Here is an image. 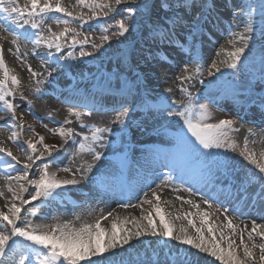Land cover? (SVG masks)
<instances>
[{
    "label": "snow or ice",
    "instance_id": "6c2138e0",
    "mask_svg": "<svg viewBox=\"0 0 264 264\" xmlns=\"http://www.w3.org/2000/svg\"><path fill=\"white\" fill-rule=\"evenodd\" d=\"M77 4L92 12L88 19L97 18V10L108 16L111 12L120 14L122 8L121 18L115 20L117 31L114 35L123 38L120 43H126L125 48L120 51L116 68L111 73L116 79L114 91L119 100L116 102L117 106L112 108L115 116L110 121L112 125L119 126L121 140L129 127L132 112H140L146 118H165V113L167 118H179L182 124L176 130L164 159H159L158 155L154 157L149 150L141 166L147 165L154 172L160 168H168L161 179V184L165 186L173 179L184 183L185 176L193 175L202 180L205 186L211 185L214 190L218 188L215 197L203 194V203L209 207L220 204L227 222L224 227L231 229L235 235L240 226L234 224L227 213L232 212L237 218L242 213L231 206L232 200L264 211V150L257 156L255 151L249 149V142L245 137L239 155L253 167L238 171L228 157H221L218 151H214L222 148L235 150L238 147L237 141L230 135L231 132L238 131L235 128L237 121L219 119L210 122L213 115L211 109L218 107L216 98L209 93L204 97L208 103H199V97H194L185 85L195 78H200L197 82L201 85L206 83L203 79L204 43L219 29L221 33L231 37L228 44L232 50L221 48L216 53V56L223 53L226 59L217 61L213 58L207 67V76L215 78L217 73L223 75L222 67L233 70L235 78L227 84L233 99L246 102L249 108L258 109L264 116V47H261L258 54L253 48L257 34L264 39V0H77ZM54 13L62 14L64 18L57 17L56 23L64 24L65 27L59 32L49 27L45 34L41 31L42 25ZM0 16L6 21L0 28L13 37L11 43L15 48L14 54L24 63L26 60L19 51L21 40L33 45L31 55L40 59L44 71H48L45 65L51 61L59 65L63 72L64 64L53 55V50L61 53V40H67L69 33L73 34L69 47L79 43L80 57L92 55L83 50V45L88 42L87 38L78 41L76 36L79 34L68 27L71 20L84 21L83 15L74 16L61 6V0H26L23 7L18 0H0ZM237 28L240 30L235 31ZM103 31L106 33L107 29ZM101 40L107 43L109 36L102 35ZM40 46L48 49L46 54L36 51ZM92 48L99 50L101 45L93 43ZM71 58L72 53H68L67 59ZM179 64H183V67L176 80L180 85L179 92L187 97L185 102L169 100V96L165 94L153 96L140 88V82L145 79V70L153 72L158 66L175 67ZM27 71L37 85L45 82L38 79L41 72L34 70L30 64H27ZM125 73L127 78L121 79ZM132 84L136 85L135 89L131 87ZM19 85L20 80L6 64L3 47L0 45V112L8 113L7 119L0 115V120L4 121L5 127L20 130H12L8 139L17 144L25 154L22 162L11 149L0 146V165H3L7 192L11 193L10 203L6 205L7 211L0 210V264H82L83 261H87V264H208L206 256L214 257L220 264H264V224L253 219L250 231L247 226L240 229L239 244L223 231L219 232L217 239L213 226L209 224V239L204 234L208 213H199L200 227L190 218L191 213L182 217L175 216V220L187 221V225H177L173 219H166L159 204L160 196L155 190H151L152 199H148V194L145 193L140 204L141 208L144 204L150 205L151 211L142 210L140 218L132 217L131 221L127 218L122 221L114 219L110 230L101 226V220L111 217V212L102 215L94 223H82L79 227L69 221L51 226L35 225L31 220L24 221L22 216L27 211L26 205L50 199L58 194V190L67 186H78L80 181L76 178V173L83 171L86 174L92 169L89 164L87 167L77 168L75 172L68 167L51 171L54 154L59 155L65 145L71 142L76 147V155L87 153L92 156L93 161L101 160L102 154L97 146H108L103 142L102 134L114 129L95 123L85 124L83 117L91 115L94 109L80 112L73 106L68 109V117H75L80 127L87 128L89 134L80 136L79 143H76L78 134L74 128L66 127L73 122L66 117L62 123L57 122L56 128L43 125L48 132L58 135L62 143H45V137L36 133L31 124L25 128L23 112L17 115L20 106L15 102V97L18 94L20 99L26 100V110L31 113L33 109V102L27 100L23 92H19ZM211 87L209 84L208 88ZM108 90H113L111 80ZM171 92V88L165 89V93ZM51 117L50 112L48 118L51 120ZM24 131L32 132V136L23 141L26 148L19 143ZM248 132L254 134L251 128ZM155 151L159 153L160 150ZM38 160L44 161L39 177L29 178V171ZM21 164L22 167H16ZM13 171L16 173L14 176L11 174ZM58 171L71 175L69 178H61ZM83 178L82 176L81 179ZM159 187L160 184L157 185ZM30 188L34 191H29ZM172 190L181 191L179 188ZM188 190L191 191V188ZM25 192L29 193L27 198L24 196ZM221 195L229 201L228 208H224ZM3 196L4 191L0 190V197ZM177 199L192 207H200L190 199L185 200L181 196H177ZM153 200L156 202L153 203ZM153 212L158 218V224L153 218ZM28 214L36 215L35 212ZM168 215L171 217L170 213ZM128 223L132 224L131 228L124 226ZM190 228L195 235L190 233ZM244 232H247V240ZM255 237H259V243L253 242ZM221 242H226L227 246H222ZM256 249L259 251L258 258L254 251Z\"/></svg>",
    "mask_w": 264,
    "mask_h": 264
},
{
    "label": "bare ground",
    "instance_id": "6f19581e",
    "mask_svg": "<svg viewBox=\"0 0 264 264\" xmlns=\"http://www.w3.org/2000/svg\"><path fill=\"white\" fill-rule=\"evenodd\" d=\"M26 0H18V3L21 7L25 5ZM61 6L67 8L69 11L73 13L74 16L76 15H83L84 21H80L78 19L71 20V23H69L68 27L75 29L76 33L82 34L83 37L87 38V40H91V37H89L91 34L95 33L94 25L97 26V22L100 17L103 18H113L114 14L116 12L109 13L108 16H104L102 11L97 10L98 15L95 19H88L92 15V12L87 7H81L77 4V0H61ZM51 16L64 18L62 14H50ZM47 19V18H46ZM45 19V21H46ZM55 19V20H56ZM6 21L4 20L3 16H0V25L4 24ZM54 22H51L50 24L43 23L41 31H43L45 34H47V27L52 25ZM56 23V22H55ZM101 24V22H99ZM106 29L112 34L113 27L109 28L110 26L107 25L106 22ZM64 28L65 25L61 24ZM60 26V25H59ZM227 27V26H225ZM242 28V26H241ZM56 29V30H55ZM60 27H55L53 31L59 32ZM235 31H239L240 28L234 29ZM72 33L68 34V38L72 37ZM112 35H109V41L108 43L115 41V39H112ZM79 36V35H77ZM76 36V37H77ZM89 37V38H88ZM0 45L3 47V55L6 64L8 67L12 70V74L17 75L20 80L19 85V92H23L24 96L27 98V100H31L33 102V109L32 112H28L27 109V103L26 100L20 99L19 94L15 97V102L20 106L19 110L17 112V115L19 116L21 112L24 114V120L26 122L25 128H27L28 124H31L35 132L39 135H42L45 137V143L48 144H61V138L58 135H53L52 133L48 132L47 129L43 127L44 124L48 125V128H56L58 125L50 124L46 121V117H48V114L52 113V118L58 120V122L62 123L64 119L67 117L68 119H71L73 122L70 125H66V127H72L75 129L76 133L78 134L76 137V143L79 142L78 136L79 129H78V123L75 120V117H68V107L65 105V101L71 102L73 99L72 97H76L79 100L86 102L88 101L89 97L92 99H96L98 102L97 109H104L106 106L108 108V111L112 110L113 107H116V99L113 96H104L105 104H102V98L99 97L100 94L104 93V88H100L96 86L95 80L97 79L96 76H99L97 74H92V76H88V78L85 79V82L83 84L81 83H75L72 84V79L75 80V73L73 70L74 68H67L64 66V71L61 72L59 65L49 61L48 64L45 65V67L48 69V71H44V69L41 68V61L36 56L31 55L33 51V45L31 43H25L23 40L19 41V51L20 55L25 58L26 63L22 62L21 60H18L15 53V48L11 43V40L13 37L6 31L3 30V28H0ZM80 41L81 37L79 38ZM92 39L95 44L101 45L100 50H94L92 46H85L86 43L83 45V50L87 52H91L92 55L88 57H80V50H70L69 48H63L65 45V42L68 43V41H65L64 39L61 40L62 49L61 53H56L55 50H53V55L56 56L61 64H64L66 62H76V64H79L78 67L79 70H84L85 66L81 63H91L94 64L95 69L97 68L98 63H100L106 56H110L112 54L113 49L106 46L105 42H103L101 39L96 40ZM231 39V37L227 34H223L218 29L216 34L211 37V41H205L204 43V57H205V75L203 79L205 80V84L201 85L197 81L200 78H195L193 81H189L186 83L185 86L188 87L189 92L193 94L194 97H199V103H208V100L204 97L208 95L209 93L211 96L216 98V103L218 107H214L211 109L212 111V120L210 122H216L219 119H234L237 121L235 124V128L238 129L236 132H231L230 135L233 139H235L238 143V147L235 150L229 149V148H222L218 151L221 155V157H228L230 162L234 165V167L238 171L250 169L253 166L249 165L247 161L243 159L239 155L240 151L243 149L244 145V139L247 137L248 139V147L250 150H253L256 152L257 156H259L260 151L264 150V118L261 115L260 111L255 108H249L246 102L244 101H235L231 95V93L228 92L227 88H222L221 86H215L213 85L212 81L215 79L213 77L207 76V67L209 64H211V58H215L217 61L226 59V57L221 53L220 56H216V53H210L209 48L214 47L216 43L220 45V48L218 51L221 50V48H226L228 50H232V47L230 44H228V41ZM119 40L122 39L119 37ZM260 36L259 34L256 35L253 48H255V45L259 43ZM70 42V41H69ZM239 46V44H237ZM259 46V45H258ZM9 49H12V52H9ZM77 49V47H76ZM36 51L40 54H46L48 49L40 46L36 49ZM258 51V50H257ZM117 52V51H116ZM27 55L25 56V54ZM68 53H72V58L67 59ZM257 54V53H256ZM183 55V54H181ZM115 60V59H113ZM117 61V60H116ZM109 62V60H108ZM107 62V63H108ZM27 64H30L34 70L37 72H41V77L38 79H42L45 82L41 83L39 85L36 84V80L33 79L30 76V73L27 71ZM103 67V66H102ZM183 67V64H179L175 67L171 66H158L154 69L153 72H147L145 70V79L140 82V88L142 90H147L150 93L155 96L156 94H165L169 96V100L175 99L177 102L183 103L187 100V97H185L182 93L179 92V82L176 80V76L181 74V69ZM55 69V71L53 70ZM70 69V70H69ZM94 69V68H93ZM97 72V71H96ZM106 73L110 72V69L105 70ZM221 72L223 75L221 76L220 73L216 74V78H222L224 76L223 82L228 84L232 79L235 77L233 76V70H229L227 68L222 67ZM49 73H51V77H49ZM79 73V72H78ZM111 73H113L111 71ZM110 73V74H111ZM227 75V76H226ZM226 76V77H225ZM93 77V78H91ZM85 78V77H84ZM54 79L59 80L61 87V90L58 94V99L52 98L50 95V83H54ZM81 79V77H79ZM51 81V82H49ZM211 84L212 87L209 89L208 85ZM83 85V86H81ZM102 86V83H100ZM195 85V86H192ZM92 86L89 90L88 87ZM116 85H112L113 92L115 93ZM136 85L133 86V89H135ZM84 91H83V89ZM171 88L172 92L165 93V89ZM39 89V91H37ZM77 89H82L77 90ZM85 92V93H84ZM243 104V106H241ZM77 111L84 112L85 105L81 102H77ZM34 113V115H33ZM0 115H3L6 119L8 117V113L6 111L0 112ZM115 112H104V113H93L91 115H87L83 117V121L85 124L90 122H96L98 125L102 126H109L111 128H115L116 125H112L110 121L114 118ZM129 127L125 130L124 134V145L120 150L117 149V144L115 141L111 142L107 147H105L106 152L102 154V159L98 161H93L91 156H81L76 155V147L73 143H68L65 145V147L60 151L59 155H55V159L53 163L51 164V171H57L59 168L68 167L75 172L77 168L87 167L89 164L92 165L91 171L87 172L86 174L81 171L79 173H76V178L80 181L79 185L76 187L73 186H67L63 188L62 190H58V194L54 195L52 198L43 200L41 199L39 202L42 203L43 207H37L35 208V204L39 202L33 201L30 205H26L25 208L27 209L26 212L33 211L36 213L34 218V224L35 225H54L57 223H63L65 221L71 222L74 226L79 227L82 223H94L98 218H96V212L94 211V208L96 207L103 208L101 211H104L108 213L109 210H111L113 207H116V204H110L108 200H105L99 196L94 195L95 191L92 188L91 185V179L93 178V181H99L100 179L98 176L102 175L104 181L106 182L107 186L115 193L122 192L125 190V182L127 180V184L129 183V180L132 179V172L131 170L136 169L139 173L148 174L152 178V182H154L155 179L161 174V173H167L168 168H160L157 171H153L150 169L147 165L141 166L144 164V157L149 150H151L152 154H154L155 146L154 143L156 142H168V136L173 137L175 133H172L174 130H177L178 127L175 126L177 124H182V121H179V118H167V113H165V118H146L144 114L140 112H132L131 113V119L128 121ZM253 129L254 134H249L248 129ZM17 129H10L9 127L4 126V121L0 120V146H3L5 148L11 149L13 154L18 155L20 160L23 162L25 160V154L23 151L20 150V148L17 147V144L13 143L11 140L8 139V137L11 135V131ZM164 131V134L162 135L161 132ZM88 133V131H85ZM120 131L113 130L109 132L110 134H119ZM89 134V133H88ZM86 135V134H84ZM29 136H32V132L30 131H24L20 135L19 143L23 145V141L28 138ZM255 141V143H254ZM143 145L144 149L139 150L138 148H132L131 146H139ZM26 148V145H23ZM38 147H40L38 145ZM104 151V149H103ZM116 155V167H113V164H115L111 160L112 153ZM118 152V153H116ZM154 156V155H153ZM138 162V163H137ZM143 162V164H142ZM44 161L38 160L33 165V168L29 171V177H35L38 178L40 174V170L42 168ZM133 166V168L131 167ZM17 168L22 167L21 165H17ZM111 170L110 177L104 176V174H108V170ZM11 174L14 176L16 173L13 171ZM58 176L61 178H69L70 173H65L63 171L57 172ZM178 175V174H176ZM84 177L81 179V177ZM136 176V174H135ZM163 178V177H162ZM135 179L138 180H144V178H138L135 177ZM200 183L204 182L202 180H199ZM101 184L97 183V186L99 187ZM124 185V186H122ZM205 185V184H204ZM18 187L17 185H14ZM105 186V185H101ZM31 189V188H30ZM29 189V191H30ZM211 189V188H210ZM0 190L4 191V196L0 197V210L7 211L6 205L10 203L11 200V193L7 192L6 188V181L4 179V171H3V165H0ZM157 194L160 196V207L162 208L163 212L165 213L166 219L171 218L173 219L174 223L177 225L184 224L187 225L186 220H175V216H183L186 213H191L192 215L190 218L193 220V222L196 224L197 227H200V212H206L208 213V218L206 221V224L204 225V234L206 238L208 237L207 234V226L210 224L213 226L214 233L217 234V239H219V232L223 231L225 235L231 236L232 239L235 240L236 244H239L240 240V229L247 226V229L251 230V223L252 220L255 219L257 223L264 224V211H261L258 207H248L245 206L244 203H237L233 200V202L237 203L239 205V211L241 210L242 215L237 218L234 215H231L227 213V215L232 218L233 223L239 225L240 227L237 229V232L235 235L232 234V230L224 227V225L227 223L224 220L223 215V209H220V204L212 205L209 207L208 205H205L203 203V199L200 197H195L187 192L180 191L179 193H171L169 191L164 190L162 187L157 188L154 187V189ZM28 192L24 193V196L27 198ZM149 195H151V192L148 194L147 198L149 199ZM177 196L183 197L185 200H192L196 204H199V208L192 207L191 205L187 203H183L181 200L177 199ZM216 195L214 194L213 197ZM92 198L93 200H91ZM145 198V197H144ZM140 199L139 202L136 204L137 207H128V210H124L125 208H115L117 210L113 211V215L109 217L106 220H103L101 223V226L105 229L110 230L111 229V223L116 218H127L129 221H131L132 217H136L137 219L140 218L142 213H138L136 211V208H138L141 204V201L144 199ZM152 199V197H151ZM220 200L224 202V198L220 197ZM93 201V203H92ZM156 201L153 200V203ZM98 203V205H96ZM224 204V203H223ZM233 204V203H232ZM96 205V206H94ZM225 208V207H224ZM127 209V208H126ZM217 209H220L219 212H217ZM151 208H147V211H151ZM23 213V214H24ZM171 214V217H169L168 214ZM131 217V218H129ZM153 218L156 220V223L158 224V218L155 217V213L153 212ZM22 219H25V215L22 216ZM142 223H146V221H142ZM190 233L195 235V232L193 229H189ZM255 236V234H253ZM244 238L247 240V232H244ZM255 243H259L260 239L259 237H255L254 241ZM221 245L226 247V242H221ZM256 253V256L258 258L259 251L258 249L254 250ZM242 255V252H241ZM206 260L208 261V264H220L219 261H216L214 257L206 256Z\"/></svg>",
    "mask_w": 264,
    "mask_h": 264
},
{
    "label": "rangeland",
    "instance_id": "374dc122",
    "mask_svg": "<svg viewBox=\"0 0 264 264\" xmlns=\"http://www.w3.org/2000/svg\"><path fill=\"white\" fill-rule=\"evenodd\" d=\"M113 15H114V17L113 18H103V17H100L99 18V20H98V22L96 23L97 24V26L96 25H94L93 27L95 28V33H93V34H91L89 37H91V40H88V42L86 43V47L87 46H92V44L94 43L93 42V40L92 39H95V38H97L96 40H100L101 39V37H102V35H112L108 30H107V32L105 33L104 31H103V29H105L106 27V22L108 23L107 25H111L109 28H111V27H113V29L112 30H114V31H112V33L114 34L117 30H116V28H115V20H118V19H120L121 18V16H122V14H123V12H122V8H121V13L120 14H114V13H112ZM99 22H101V24L99 23ZM71 23V22H70ZM48 24H50V23H48ZM60 25V26H59ZM59 25H57V23H53L52 25H50V26H48L47 28H49V27H51V29L52 30H54V28L55 27H57V28H61L60 29V31L61 30H63V27H62V25L61 24H59ZM225 26H227V25H225ZM56 30V29H55ZM81 37V40H85V37H83V35L82 34H79V36H77L76 37V39L78 40V41H80V38ZM88 37V38H89ZM112 39H115V41H112V42H110V43H105V45L106 46H108V47H110V48H112L113 49V51H112V54H110V56H106L100 63H98V64H96L97 65V68L95 69V65L94 64H91V63H87V64H85V63H81V67H82V64H84V66H85V69L84 70H82V68H81V70H79L80 68L78 67V65L79 64H76V62H71V64L74 66V72L75 73H77V75H75L74 77H75V80H73L72 79V84H75V83H81V84H83V82L85 81V79L86 78H88V76H92V74L94 75V74H97V75H99V76H96L97 77V79L95 80V82H100V83H104V82H107V83H109V80H111V84L113 85V84H115L116 85V79H115V77L114 76H112L110 73H111V71L112 72H114V70H115V68H116V60H118V58H119V56H120V51L121 50H123L124 48H125V43H120L119 41V37L118 36H116V35H112ZM121 39H123V38H121ZM65 41H68V43L67 42H65V45L66 46H62L63 48H69L70 50H73V51H75V50H78L79 51V49L81 48V45L78 43V44H76L74 47H69V44L71 43V37L70 38H67V40H65ZM70 41V42H69ZM206 41H211V38L210 39H207ZM259 45V46H258ZM76 47H77V49H76ZM261 47H264V39H262L261 37H260V40H259V43L257 44V45H255V48H254V51H255V53H259V50L261 49ZM220 48V45L218 44V43H216L215 44V46L214 47H211V48H209V50H210V53L212 52V53H216V52H218V49ZM100 50V49H99ZM258 50V51H257ZM97 51V50H96ZM117 51V52H116ZM113 59H115V60H113ZM212 59L213 58H211V61L210 62H212ZM108 60H109V62H108ZM108 62V63H107ZM103 66V67H102ZM166 66H168V65H166ZM94 68V69H93ZM107 69H110V72L109 73H106L105 72V70H107ZM97 71V72H96ZM79 72V73H78ZM222 76V75H221ZM227 76V75H226ZM225 76V77H226ZM79 77H81V79H79ZM85 77V78H84ZM91 78H93V77H91ZM127 78V73H125L123 76H121V79H126ZM223 79H224V76H223ZM223 79L222 78H216L215 77V79L212 81V83H213V85H215V86H221L222 88L224 87V88H227V85H226V83L225 82H223ZM135 84H132L131 85V87H133ZM81 86H83V85H81ZM228 92L229 93H231L230 92V90H228ZM29 178H36V176L34 177H29ZM30 191H34L33 189H30ZM149 199H151V195H149ZM26 198V197H25ZM40 200H37V201H35V202H39ZM38 204H40V202L39 203H37V204H35L34 206H35V208H37V207H39V205ZM116 207H114V208H112L111 210H109L108 211V213L109 212H111V213H113V211L114 210H117V209H115ZM132 208V207H131ZM135 208V207H134ZM147 208H151V206L150 205H148V204H144L143 206H142V208L139 206L138 208H136V211L138 212V213H142V210L144 211V212H146V209ZM123 209V208H122ZM129 208H125L124 210H128ZM32 211L31 212H34L33 211V209H31ZM29 212H26V213H24L23 215H25V219H24V221H28V220H31L32 221V223L34 224V218H35V215L33 216V215H29L28 214ZM107 214V211L106 212H104V211H101L100 213H96V218H100L102 215H106ZM129 218H131V217H129ZM117 219V218H116ZM119 220H124L123 218H119ZM103 222V220H101V223ZM125 227H128V228H131L132 227V224L131 223H128V224H126V225H124ZM82 264H87V261H83L82 262Z\"/></svg>",
    "mask_w": 264,
    "mask_h": 264
}]
</instances>
